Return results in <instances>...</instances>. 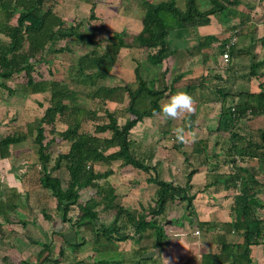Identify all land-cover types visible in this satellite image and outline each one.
Listing matches in <instances>:
<instances>
[{
  "label": "trees",
  "instance_id": "obj_1",
  "mask_svg": "<svg viewBox=\"0 0 264 264\" xmlns=\"http://www.w3.org/2000/svg\"><path fill=\"white\" fill-rule=\"evenodd\" d=\"M81 1L93 5L89 20H95L94 0ZM209 1L210 8L202 10L199 0H186L185 8L179 6V0H142V31L138 35H131L126 31L112 33L104 40L107 44L103 53L94 49L77 59L70 72L72 81L67 83L52 78L35 79L36 65L40 62L49 63L50 57L58 54L73 53L71 44L67 41L70 38L90 47L101 45L94 34L86 31L89 21L76 20L67 25L55 12L58 0H0L3 17L0 20V35L8 38V41L0 42V87L10 89L7 81L24 74L30 93H50L49 106L44 116L32 124L34 128L31 126L29 134L36 133L35 144L41 165L40 183L58 201L56 216L61 229L59 232L55 230L54 234L63 237L65 247L76 252L89 241L99 248L114 246L127 240L152 241V246L141 250L138 262L133 263L142 264L145 261L143 255L147 251L151 248L162 249L167 243L169 235L166 227L172 224L165 226L161 222L170 215L171 206L185 204L183 218L189 220L190 225L194 224L192 216L196 214L195 197L190 194L193 191L192 180L200 167L208 165L212 157H218L217 148L224 152L227 160L235 164L236 168L229 176H209L212 180L206 187L223 185L227 191L235 192L232 221L221 225L215 222H198V228L206 233L215 232L219 227L223 230L217 234L215 249L202 255L201 264H253V248L264 246V214L261 213L264 210V129L256 131L260 138L257 142L254 139L255 132L247 127L250 121L264 118V83H259L258 91L249 88L245 82L238 83L239 80L242 81L240 78L247 83L259 78L257 70L264 66V60L257 58L254 37L251 36L253 33L248 23H241L242 28L233 25L224 34L198 33L199 28L211 24L212 17L224 23L245 17L238 10L240 0ZM13 19H16V25L10 24ZM245 30L249 32L248 36H244ZM185 31L189 35L193 33L195 42L182 49L175 44L173 35ZM228 33V36L234 33L236 37V42L230 48L227 44L232 36L221 39ZM237 37L245 38L238 40ZM246 38L250 39L248 44L244 42ZM63 41H66L65 46L59 47ZM214 47L219 49L218 52L206 53ZM123 49L142 50L148 62L155 66H163L171 58L182 59L185 52L192 58L206 54L204 62L210 60L212 65L208 73L213 68L218 69V56L227 50L231 63H228V76L223 78L217 75L216 84L208 83V73L190 79H185L186 73H182L169 79L168 71H164L147 79L140 76L136 88L129 84L124 87L108 86L105 82L110 78ZM242 57L249 60V70L245 75L232 64V60ZM74 87L90 90L88 97L101 104L122 99L128 94L129 104L123 114L128 117L124 124L119 122V116L122 115L107 111L108 121L98 123L93 134L82 131V123L90 121L92 112L79 106V94ZM177 90L188 92L197 105L196 111L187 114L178 126L184 131L212 135L214 132L208 125L209 121L200 118V110L212 100L220 104V111L215 116L218 141L213 143L208 137L193 140L191 151L184 153L187 162L194 165L189 169L184 185L163 179L156 166H150L147 159L136 154L138 147L130 139L132 130L146 119L155 117L154 112L160 110L161 101L168 99ZM146 102L148 105L143 107ZM60 120L67 123L68 129L56 133L53 126ZM46 126L53 128V134L61 136L69 145L68 152L60 153L53 166V156L49 150L52 140H47ZM30 135H9L2 138L0 160L9 157L11 147L26 141ZM175 137L177 138L176 134ZM223 137L227 138L226 149L224 142H220ZM174 147L182 150L184 143L179 140V144ZM118 162H122V166L149 174L138 182L156 186L153 205L143 207V212L120 203V196L109 180L116 172L113 164ZM62 168H66L68 172L67 178H63L67 180V184L61 177L54 176V172ZM89 188L96 190L98 200L83 205L79 201L81 192ZM100 207L115 213V219L110 225L100 222ZM173 224L180 225L181 221L173 220ZM228 236L234 240L229 241ZM43 246L44 250L36 264H57L65 256L64 247L58 257H55L48 244ZM1 261L0 264H11L8 257ZM21 264L32 263L23 261ZM97 264L125 263L102 260Z\"/></svg>",
  "mask_w": 264,
  "mask_h": 264
},
{
  "label": "rangeland",
  "instance_id": "obj_2",
  "mask_svg": "<svg viewBox=\"0 0 264 264\" xmlns=\"http://www.w3.org/2000/svg\"><path fill=\"white\" fill-rule=\"evenodd\" d=\"M112 1V0H111ZM149 1H155V2H161L165 0H149ZM97 2L100 3L98 0ZM142 0H116L115 4L117 5V8L119 7V14L122 13L124 7L131 6L135 9L137 5H139V8L136 9L135 13L140 14L141 11L143 12V8L141 7ZM126 3V4H125ZM113 4V3H111ZM179 6L182 8H185L186 0H179L178 2ZM199 4L202 10H205L207 8H210V1L209 0H199ZM68 6V5H67ZM66 6V7H67ZM112 6H105L104 4L101 6L103 10L96 11V15L98 14V17L101 18V20H89V23L86 24V31L89 33L94 34L95 39L97 42H100L101 45H97L96 47H90L84 44H78L75 42L74 39L70 38L67 41L71 44L70 47L72 49L73 53L65 52L63 54H58L55 56L50 57L49 63H39L36 65V69L34 72L35 79L40 80L42 78L44 79H54L57 81H63V82H71L72 81V75H70L71 68L76 64L77 59L86 53L91 52L94 49H97L99 53H103L105 50V46L107 43L104 42L105 39H107L112 32L108 30L107 24L104 23V18L106 15L107 9L111 10ZM116 9L115 7H113ZM100 9V8H99ZM126 9V8H125ZM238 10L244 13L245 17H238L231 22H222L219 19L212 17L211 18V24L208 26H204L202 28H199L198 33L201 35H218V34H224L226 30L230 29L233 25H238L239 28L241 26V23L249 24V28L252 30L251 36L254 37L256 50H257V58L258 60H264V0H240V3L238 4ZM66 11H68L66 9ZM93 11V8H92ZM95 11V8H94ZM95 13V12H94ZM2 13L0 12V20H3V17L1 16ZM75 14L68 13L67 16H69L70 19H67V25H70L71 18L74 17ZM11 25H16V19H13L10 21ZM111 24V23H110ZM243 24V25H244ZM120 28V26H118ZM238 28V29H239ZM248 31L245 30L244 36H248ZM133 35V34H131ZM188 35V36H186ZM228 34H225L221 37V39L224 40L225 37H235V34H231V36H228ZM185 37V38H184ZM195 36L193 33L191 35L188 34L187 31L185 32H178L174 34V42L175 44H178L182 49L185 46H191L195 42ZM245 37H237L238 40L244 39ZM262 39V40H261ZM249 38H246L244 42L248 44L250 41ZM2 41H8L7 37L0 35V42ZM103 41V43L101 42ZM66 41L61 42L59 44V47L65 46ZM244 46V45H241ZM128 50V51H127ZM218 48H213L211 50L206 51V53L211 54L213 52H218ZM124 56L125 57H132L134 60L138 61L139 67H137V71L135 69V74L133 73V77L131 78V81L129 82H123L120 84L121 78L119 77V74H116L115 77H112L109 79V81H106L105 84L111 87H124L125 85L129 84L133 88L137 87V81L140 76L144 78L153 77L155 75H160L164 71H168V78L172 79V74H178L185 70L186 67H197L199 70L196 71V74H203L208 73V69L212 67L210 60H205L206 54H203L201 56H197L193 58L192 62L190 58L192 57L185 52V56L182 58L180 62H177L176 64H173V58L168 59L163 66H156L152 65L148 62L146 54L142 50L139 49H126L124 50ZM224 53H221L220 56H218V63L219 67L213 68V70L209 71L208 75V83H218V80L216 78L217 75H221V77L226 78L228 76V63H231V60L227 62L224 61L223 55ZM186 58V61H184ZM232 64H235V69L238 70L240 73H247L249 70V60L246 57H242L236 60H232ZM136 66V65H135ZM257 73L259 74V78H255L252 80V82H246L245 79L240 78L242 81L245 82V84L251 88L252 90H259V83H264V66L259 68L257 70ZM243 75L244 78H246ZM202 76V75H201ZM168 79V80H169ZM212 80V81H210ZM27 79L24 77V74L20 76H15L11 78L9 81H7L8 87L10 89H5L3 87H0V138L9 136V135H20V134H27L30 135V129H32L33 125L36 123L37 120L41 119L44 116L46 108L49 106V99H50V93L45 94H32L30 93V87L27 86ZM74 89L78 92V104L80 107H85L89 111L92 112L90 121H86V129L89 132H94L96 125L102 124L104 122H107V114L106 112L109 111L112 113H117L119 115V122L120 124H124L126 118L128 115L123 114L126 112V109L129 104V96L128 94L124 95V98L122 99H114L109 103L101 104L97 100H93L92 98L88 97V91L83 87H74ZM11 91V92H10ZM181 91V90H177ZM167 99H164L165 101ZM148 105V102L143 107H146ZM111 110V111H110ZM115 111V112H113ZM196 111V104L194 105V111ZM220 111V104L212 102L208 105H204L200 110V118H205L209 121L208 125L213 130L212 135H206L199 134L195 132H188L185 131V135L188 143H184V151L183 150H177L174 146L175 144H179V139L175 137V131L174 129L178 128L179 125L182 124L183 116L182 118L178 120H172L168 118H164L162 116H156L152 119H146L144 122L139 123L131 132L130 139L136 143V146L138 147L136 154L139 157H144L147 154H152V158H149L147 163L150 166H156L157 170L160 174V176L163 179H166L168 181H172L176 184L184 185L186 181V176L189 172V169L192 168L194 165L190 162V164L187 162L184 153L191 151V146L193 144V140L196 138L202 137H208L211 139L213 143H216L218 141L216 132V123H215V116ZM192 112V113H193ZM33 124V125H32ZM57 129L59 131H56V133H62V131H66L68 126L67 123L64 122V120L57 121L56 123ZM247 127L250 131L255 132L254 139L258 142L260 141V138L258 137L256 131L258 129H264V118H257L255 120L250 121L247 123ZM32 126V127H31ZM34 128V127H33ZM33 133H35L33 131ZM191 133V135H188ZM36 134V133H35ZM35 134L30 135L27 141V148L28 151L36 156L37 155V145L35 144ZM46 136L47 140H52L51 147L49 150L52 153L53 160L51 162V166L54 165V160L57 158V156L62 152H68L69 145L66 140H64L61 136H58L53 134V128L46 126ZM227 141V138L223 137V139L220 140V142H224L223 145L225 146V142ZM223 146V147H224ZM227 146H225L224 149H226ZM112 151V150H111ZM216 152L218 153V157H212L209 161V164L205 166V172L203 176L197 179L196 177L193 178V185L194 189L190 193L191 195H194L195 200L194 204H196L195 210L196 214L193 217V225H190L189 221L187 219L183 218L185 213V204H175L174 206H171L170 208V215H168V218H165L162 220L161 223H163L165 226L167 224L171 223L173 226L166 227L167 234L169 235V239H177L173 235H175L177 232L183 231V235H178L179 238L176 242L177 244H180L181 247L186 245L185 243L192 242L193 240L197 242L199 250L198 252H203L206 249H210V243L214 241L215 235L218 233H222L223 230L221 227L217 229L215 232L212 231L210 233L203 232L201 229L198 228V222L200 219L202 220H209L211 222H215L218 225H221L225 221H229L232 218V215L230 216V211L233 207V196L235 194L234 191H227L224 190L222 185H218L216 187L207 188L206 183H209L211 178H207L208 174L210 176L212 175H226L229 176L231 173L234 172V169L236 168V165L231 163L230 160H227L228 158L225 157V154L222 150L217 148ZM141 155V156H140ZM239 165V162H237ZM115 167L118 168V173L112 177L109 178L110 181L114 183V186L116 188V192L120 193L124 197V201L130 203V205L137 206L138 203H142L145 205H141L139 208H135L137 210H140L143 212V207H148V204H152V200L154 199V189L156 186L152 184H148L146 182H138L139 180L146 178L149 176V174H146L140 170L134 169L132 167L122 166V162L114 163ZM65 171V170H64ZM62 172L61 178L65 179L67 178V175L65 176L66 172ZM195 178L197 179L195 181ZM63 179V180H64ZM64 183L67 184V180H64ZM148 184V185H147ZM96 193L94 190H87L82 194V202H87V200L93 198V196ZM34 198V197H33ZM126 198V199H125ZM264 199V194L262 196ZM94 200H98V198L94 197ZM38 203L33 206H29L27 208L28 211H26V217L28 220H32L33 222H37V229L36 233L38 236L43 237V235L39 234V223L40 219L43 216V212L41 211L43 207H46L44 209L53 210L51 214L49 215L51 218L56 217V205L57 202L55 199H52V197H47L46 200L37 201ZM138 202V203H137ZM47 203V206L45 204ZM140 206V205H139ZM232 206V207H231ZM132 208V206H131ZM134 209V208H132ZM99 215H100V222L105 223L107 222V219H110V221H113L115 213L112 211H106L102 207L99 209ZM261 213L264 214V210L261 211ZM180 217V220L186 225L188 228L184 229H178L176 225L173 224V220H177V218ZM200 217V219H199ZM191 221V219H190ZM224 221V222H223ZM52 222V221H51ZM48 220V226L51 228L48 233L45 231L42 232L44 234H47V237H54L52 229L54 228L53 224ZM43 226V225H42ZM41 230V229H40ZM177 231V232H175ZM189 236H194L188 238ZM197 239H196V238ZM229 237V236H228ZM230 240V238H229ZM193 242V243H195ZM53 244V243H51ZM61 245L65 247V244L61 241V238H58L55 240L54 245L52 248L56 252L61 248ZM169 245V243H168ZM188 245V244H187ZM31 246H34L33 243ZM31 248V247H30ZM38 251L44 250V247L37 246ZM35 247H32L33 250H30L29 252L31 254H26L25 257L28 258V262L37 263V253ZM68 248V247H65ZM206 250V251H207ZM69 251V250H68ZM157 251L160 252V249ZM14 253L16 251H13ZM28 252V253H29ZM179 250V257H180ZM17 253V252H16ZM147 253H156V249H152L150 252ZM59 253H56L55 255H58ZM186 255V254H185ZM74 256V257H73ZM87 255H80L79 257L82 258L84 261L87 260ZM184 257V255L182 254ZM76 257H78L76 255ZM187 257V255H186ZM188 257H191L190 255ZM21 256L19 254H16L14 263L11 262V264H19ZM155 259H150V261L154 260V263L156 264H162V261L160 260V257H154ZM170 256L168 257L167 262L169 261L171 263L172 260H170ZM3 259V258H2ZM255 262L254 264H264V246L255 248V254H254ZM75 260V254L68 255L66 259L63 261V264H72ZM0 262L1 259H0ZM168 262V263H169Z\"/></svg>",
  "mask_w": 264,
  "mask_h": 264
},
{
  "label": "crops",
  "instance_id": "obj_3",
  "mask_svg": "<svg viewBox=\"0 0 264 264\" xmlns=\"http://www.w3.org/2000/svg\"><path fill=\"white\" fill-rule=\"evenodd\" d=\"M97 1L98 0H94V5H95L94 12H95L96 20L97 18L98 20H101V18L98 17V14L96 15V11L103 10V8H101L103 4L105 6L106 5L112 6L111 10L107 9L106 15L104 18V23L107 24L108 30H110L112 33L126 31L129 34L138 35L142 31L143 29L142 19L144 16V11L143 12L141 11L140 14L135 13L136 9L139 8V5H137L135 9L131 6H129V8L124 7L122 13L119 14V12L117 11H119L120 9L119 7L117 8V5L115 4L116 0H112V1L111 0H99L100 3ZM113 7H115L116 9H114ZM92 8H93V5L91 3L81 1V0H58V3L56 4V7H55V12L64 21L65 20L67 21V19H70L69 16H67L68 13L75 14L74 17L71 18V22L73 23L76 20H87L88 18H90L91 13H92ZM66 9L68 11H66ZM118 26H120V28H118ZM173 38H174V35H173ZM124 50L126 49H123L121 51L119 58L117 60V63L114 66L111 72V75H110V78H112V77H115L116 74H119V77L121 78L120 84L123 83L124 81L126 83L131 81V78L133 77V73L135 72V69L137 70V67H139L138 65H140L138 64L137 60H134V58L125 57L123 55L125 52ZM184 59H185L184 61H186V58ZM181 60L182 59H173V64H176L177 62H180ZM190 60L192 62L193 58L192 59L190 58ZM154 68H156V66ZM197 70H199L197 67L194 68V67H191L190 65L189 67H186L185 70H183L182 72L178 74L186 73L185 79L195 78V77H199L202 75V74L201 75L196 74ZM137 71H139V69ZM175 75L172 74V77ZM110 102L111 101H109V103ZM57 126L58 125L55 124L53 128L56 129V131H59L57 129ZM81 130L85 132H89L86 129L85 122L82 123ZM89 133L93 134L94 132L92 131ZM200 138H202V136ZM1 139L2 138H0V140ZM27 141L29 140L27 139L26 141L22 143L13 145L10 149L11 155L7 158L0 160V209L3 210V211L0 210L1 211L0 212V259L4 257H8L10 261L14 263V260H15L14 258L16 254H19V256L22 257L20 258L19 264H21L23 261L28 262L27 260L28 258H26L25 255L31 254L29 251L33 250L32 247L37 248V246H40V250H41V246L44 247L43 244H48L50 247V250L54 254L59 253L61 248L64 247L61 245V248L57 250L56 252L52 248L55 240H57L58 238H61V241L64 243L63 237H61L58 234H54V231L56 230L59 232L61 227H60L58 216L53 217V218L49 216L51 212H53V210L50 211L48 209H44L46 207H43L41 210L43 212L42 213L43 216L40 219L39 228L41 230L39 229L38 233L40 235L42 234L43 237L38 236L37 234L36 235L33 234V231L34 233H36L37 222L35 223L32 220L30 221L26 217L25 208H26V211H28L27 208H29L30 205L33 206L34 203L37 204L38 199L39 201H42V200H46L47 197H51L49 192L45 188H43L40 183L41 165L38 161V156L37 155L34 156L28 151ZM183 149L184 147L182 148V150ZM62 153H66V152H62ZM152 156L153 155L149 153L145 155L144 158L149 160V158H152ZM203 168L205 169V166L200 167L194 177H196L197 179L199 178V180H201L200 177L203 176L204 173H206ZM115 169H116L115 174H113L110 178L114 177L118 173L119 171L118 168L115 167ZM63 171L66 172L65 174L66 176L68 174V172L66 171V168H62L60 170L55 171L54 176L61 177L60 174ZM209 176L210 175L208 174L207 178H209ZM196 178H195V181L197 180ZM111 183L114 185L112 181ZM192 185H193V180H192ZM222 187L225 190L223 185ZM153 189H154L153 196H155L156 188L153 187ZM193 189H194V185H193ZM87 190H94V189L89 188L81 192V197L79 201L83 205H85L89 201H92L96 195V193H94L95 195L93 196V198L87 200V202H82L81 200L82 194ZM94 191L96 192V190ZM117 194L120 196V203L123 206L128 207L130 209L139 208L141 207V205H145L143 204V202L140 204L137 202L138 203L137 206L130 205V203L127 204V202L124 201V197L120 193H117ZM52 199H55V198L52 197ZM56 202L58 205L57 200ZM57 205H56V209H57ZM149 205H153V200H152V204H148V206ZM45 206H47V203L45 204ZM194 207H196V204H194ZM231 214L232 212L230 211L229 215L231 216ZM114 219H115V216H114ZM177 219L180 220V217ZM48 220H50V222L52 221L51 223L54 226V228L52 229V232L54 235L53 238L47 237V234L43 233L45 230H46L45 232L48 233V231L52 228L48 226ZM113 221H110V219H107L106 224L110 225ZM199 221H207V220L200 219ZM230 221H232V218L229 221H225V222L223 221V222L226 223ZM207 222H211V221L208 220ZM174 225L177 226V228H175V230L177 231L178 229L185 230L186 228H188L186 225H184L182 221L180 225H177V224H174ZM172 226L173 225H170L169 227H172ZM179 233L180 234H178L177 232L175 235H173L177 239L168 238L167 243H165V246L162 249H160V252L156 250L155 257L156 256L160 257L162 264H201L202 255L204 253H208L214 250L218 242L217 235H215L214 241L210 243L211 244L210 249L209 250L206 249L207 251L205 250L203 252H198L199 247H198L197 242L191 239V237H194V236H189L188 238H190L193 241L192 242L189 241V243H185L186 245L182 247L180 244H177L176 242H179L177 241L179 239L177 236L184 234L183 231L182 232L180 231ZM229 238H230L229 241L234 240L233 237L229 236L228 239ZM32 243L34 246H31ZM151 246H152V241L145 242V241L135 239V240H127L124 242H119L117 243V245H114V246H110V247L104 246L103 248H99V246H96L92 242L89 241L85 246H83L76 252L73 251L71 248L64 247L66 249L65 256L57 264H63V261L66 259V257L68 255H73V254H75L76 261H74V263L76 264H97L98 262L102 260L123 261L125 264H133V263L138 262L140 258V251L143 250L144 248H150ZM255 248H253V252H252L253 264L255 262V259H254ZM179 250H181L180 257H179ZM13 251H16L17 253L16 252L14 253ZM36 251H38V248L36 249ZM150 251L151 250L147 252H150ZM41 252H43V250L38 251L37 253L38 260H39V255ZM79 254L87 255L86 256L87 260L84 261L82 258H80ZM182 254L184 255V257L182 256ZM185 254L187 255V257ZM45 255H47V253H45ZM76 255L78 257H76ZM189 255L191 257H188ZM169 256L171 257L170 260H172L171 263L169 261H168L169 263L167 262ZM55 257H58V255H55ZM151 259H155V258H151ZM29 263L36 264L33 262H29ZM142 264H156V263H154V260L150 261V259H147L143 261Z\"/></svg>",
  "mask_w": 264,
  "mask_h": 264
},
{
  "label": "clouds",
  "instance_id": "obj_4",
  "mask_svg": "<svg viewBox=\"0 0 264 264\" xmlns=\"http://www.w3.org/2000/svg\"><path fill=\"white\" fill-rule=\"evenodd\" d=\"M195 100L186 91H177L175 94L168 97L167 100L161 101L160 110L154 112L156 116H162L164 118L178 120L185 116L186 114L192 113L194 111ZM177 138L183 142L188 143L184 129L176 128L174 129ZM188 135H191L189 133Z\"/></svg>",
  "mask_w": 264,
  "mask_h": 264
},
{
  "label": "built area",
  "instance_id": "obj_5",
  "mask_svg": "<svg viewBox=\"0 0 264 264\" xmlns=\"http://www.w3.org/2000/svg\"><path fill=\"white\" fill-rule=\"evenodd\" d=\"M236 42V37L229 38V42L227 44V47L230 48L234 43ZM224 61L227 62L230 58V54L228 50L223 54Z\"/></svg>",
  "mask_w": 264,
  "mask_h": 264
},
{
  "label": "water",
  "instance_id": "obj_6",
  "mask_svg": "<svg viewBox=\"0 0 264 264\" xmlns=\"http://www.w3.org/2000/svg\"><path fill=\"white\" fill-rule=\"evenodd\" d=\"M154 257H155V254H153V253H146V254L143 255V258L145 260L151 259V258H154Z\"/></svg>",
  "mask_w": 264,
  "mask_h": 264
}]
</instances>
